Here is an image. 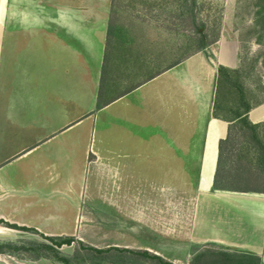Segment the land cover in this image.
Segmentation results:
<instances>
[{"label": "crops", "instance_id": "0c3cea01", "mask_svg": "<svg viewBox=\"0 0 264 264\" xmlns=\"http://www.w3.org/2000/svg\"><path fill=\"white\" fill-rule=\"evenodd\" d=\"M111 3L0 0V220L83 240L93 220L113 217L116 206L127 218L128 203L143 208L138 161L149 156L141 149L132 159L113 135L161 134L152 154L166 156L164 179L150 184L191 187L195 179L193 245L253 253L264 264V193L213 186L230 124L213 114L218 68L240 67L239 43L218 39L127 93L129 79L111 81L98 107ZM247 116L264 122V102ZM88 118L94 121L84 125ZM5 229L14 232L10 239L23 238ZM12 257L0 264L46 259Z\"/></svg>", "mask_w": 264, "mask_h": 264}, {"label": "rangeland", "instance_id": "374dc122", "mask_svg": "<svg viewBox=\"0 0 264 264\" xmlns=\"http://www.w3.org/2000/svg\"><path fill=\"white\" fill-rule=\"evenodd\" d=\"M46 1L54 2L55 0ZM191 1L187 0L184 6L189 7ZM259 4H261L260 0H196V7L199 12L197 30L204 35L206 27H202L200 24L203 22L207 26L210 22H216L217 26L214 29L219 27V39H226V32L237 40L240 45V67L237 74L233 75L234 80L244 89L253 90L257 98L264 99V64L262 63L264 39L262 44L258 43L257 30L259 26L255 22V12ZM179 5V0H113L112 18L119 33L126 36L136 46H140L139 44L143 41L149 43L148 45L153 51L164 48L171 49L172 46H175V50H177L178 46L187 40L190 41L188 38L193 32L192 29H189L191 28L189 25L185 27V37L182 34L183 27L178 29L181 34L175 30L176 25L181 22L178 16ZM208 32L210 34L208 40L211 41L213 31ZM214 43L212 42L209 48ZM175 52L179 54L182 52V48ZM93 121L94 118L91 120L88 118L84 125H91ZM103 122V113L101 112L96 119V130L99 133L96 136L98 139L105 135L101 134ZM260 133L264 136V127ZM158 137L161 138V141L163 140L161 134L113 135V142H116L115 147L119 149L120 141H122V148H125L132 159L135 157L140 159L141 149L148 153L149 157H146L145 154L142 162L138 161L140 168L143 169L144 178L149 182L147 183L145 179L143 181L145 186L143 187L145 191L143 208L141 209V204L128 203V217L125 218L123 212L119 213V208L116 206L117 211L116 213L113 212V217H97L93 220L95 226L84 234V241L80 240L91 246L105 249H111L114 246H128L140 248V250L150 248L148 251L161 255L175 264H190L195 252L191 223L197 186L194 178L191 187H165L159 190L157 186L150 184L151 182L157 183L156 179H164V173L159 167L160 162L166 159V156L152 154L159 147L155 141ZM243 137L244 133L238 134L239 140H243ZM259 173L263 176L259 167L251 166V180L259 181L262 187L264 180L255 179L256 174ZM101 190V188L98 190L100 194L102 193ZM136 206L138 207L137 210ZM13 233L10 230H3L0 234L5 236L1 237L0 240L10 239L9 234ZM21 234L24 239L37 240L38 242L47 241L40 234L34 232L21 231ZM75 238L79 240L77 237ZM60 249L68 255L78 253L80 257L77 261L78 264H81L84 259L89 262L92 260L91 262L95 264V261H100L102 256L108 257V262L111 261V263L118 261L117 264H135V260L138 259L135 256L130 258V254L116 250H111L107 254L87 252L77 242L72 245H63ZM37 254L35 252H23L21 255L30 259ZM12 256L0 254V260L3 262L12 260ZM138 262V264H158L156 260L152 259L141 258ZM104 263L103 260L102 264ZM38 264L62 263L46 258L43 263Z\"/></svg>", "mask_w": 264, "mask_h": 264}, {"label": "trees", "instance_id": "16d2710c", "mask_svg": "<svg viewBox=\"0 0 264 264\" xmlns=\"http://www.w3.org/2000/svg\"><path fill=\"white\" fill-rule=\"evenodd\" d=\"M260 1L261 4H259L255 12V22L259 26L257 41L262 44L264 39V0ZM179 2L178 16L181 22L176 25L177 28L175 30L181 34L178 29L183 27L182 34L185 37V27L189 25L191 27L189 29H192L193 32L188 38L189 42L187 40L177 47L178 51L182 48V52L177 54L175 46H172L171 49L164 48L163 50L153 51L151 46L148 45L149 43L142 41L139 44L140 46H136L126 36L119 33L112 18V0L107 45L99 87L98 107L102 106L103 91L111 81H118L117 79H120V77L129 79L127 87L122 91V93H127L163 71L179 64L189 55L198 51H205L212 42H216L219 39L218 31L220 29L219 27L214 29L217 26L216 22H210L207 26L202 22L200 26L206 27L205 34L198 32L199 24L197 21L199 12L197 11L196 0H192L189 7L184 6L187 0L185 2L184 0H179ZM211 30L213 31V38L209 41L208 36L210 34L208 31ZM215 31L217 32L215 33ZM262 63L264 64V58ZM238 71L239 68L230 69L222 65L218 68L213 114L215 117L224 119L230 124L228 136L220 141L219 161L213 186L216 189L264 193V186L261 187L259 181L251 180V166L259 167L262 171L263 176L259 173L254 178L264 180V136L260 133V130L264 127V122L253 123L247 116L250 109L263 103L264 99L257 98L253 90L248 91L236 83L233 75L237 74ZM243 133L244 139L239 140L238 134ZM0 225L21 231L34 232L40 234L48 241L38 242L37 240L24 238L0 240V254L25 258L21 255L23 252H35L38 253L37 256L30 257V259L47 258L62 264H78L77 261L80 259L78 253L75 252L73 255H68L64 254L60 249L63 245H72L77 242L87 252L107 254L111 250H116L128 253L131 255L130 258L132 256L138 258L135 260V264H138L141 258L156 260L158 264H175L148 250L119 247L99 249L77 240L74 236H46L34 228L10 224L3 220H0ZM200 246L195 245V252L190 264H261V258L253 253L230 250L214 243L204 244L201 248ZM39 252L41 253L39 254ZM103 260L105 261L104 264L118 263V261L108 262V257L105 256H102L100 261H93H95V264H102ZM91 261L84 259L81 264H93L94 262L92 263Z\"/></svg>", "mask_w": 264, "mask_h": 264}, {"label": "water", "instance_id": "95a60500", "mask_svg": "<svg viewBox=\"0 0 264 264\" xmlns=\"http://www.w3.org/2000/svg\"><path fill=\"white\" fill-rule=\"evenodd\" d=\"M226 36H229L226 32H225Z\"/></svg>", "mask_w": 264, "mask_h": 264}]
</instances>
